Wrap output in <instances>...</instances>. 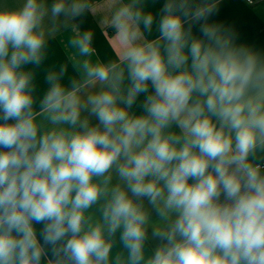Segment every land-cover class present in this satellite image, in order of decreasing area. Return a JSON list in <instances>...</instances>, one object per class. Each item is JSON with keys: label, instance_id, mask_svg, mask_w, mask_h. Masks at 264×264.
I'll return each mask as SVG.
<instances>
[{"label": "clouds", "instance_id": "clouds-1", "mask_svg": "<svg viewBox=\"0 0 264 264\" xmlns=\"http://www.w3.org/2000/svg\"><path fill=\"white\" fill-rule=\"evenodd\" d=\"M88 8H0V264H264V51L215 0H128L118 59L73 28L40 91L45 18Z\"/></svg>", "mask_w": 264, "mask_h": 264}, {"label": "crops", "instance_id": "crops-1", "mask_svg": "<svg viewBox=\"0 0 264 264\" xmlns=\"http://www.w3.org/2000/svg\"><path fill=\"white\" fill-rule=\"evenodd\" d=\"M50 6L55 0H45ZM128 0H88L89 8L75 19L61 15L55 22L49 16L44 25L47 35V56L43 65L37 70L39 90H43V77L47 70H59L61 65H67L65 82L75 76L72 66L73 51L68 41L73 34V28L79 31L93 33V61L108 63L118 59L119 52L115 46V29L111 26L114 12ZM23 0H0V8H18ZM145 10L158 15L166 0H144ZM218 12L210 17V23L222 24L232 28L239 35L242 43L264 51V3L248 5L245 0H215ZM149 39L153 38L145 33ZM95 122V121H94ZM39 227V225L37 226Z\"/></svg>", "mask_w": 264, "mask_h": 264}, {"label": "built area", "instance_id": "built-area-1", "mask_svg": "<svg viewBox=\"0 0 264 264\" xmlns=\"http://www.w3.org/2000/svg\"><path fill=\"white\" fill-rule=\"evenodd\" d=\"M248 5H255L256 3L263 2L264 0H245Z\"/></svg>", "mask_w": 264, "mask_h": 264}]
</instances>
